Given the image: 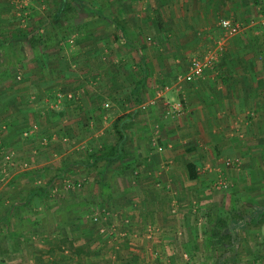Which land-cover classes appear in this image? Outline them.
I'll use <instances>...</instances> for the list:
<instances>
[{"label": "rangeland", "instance_id": "rangeland-1", "mask_svg": "<svg viewBox=\"0 0 264 264\" xmlns=\"http://www.w3.org/2000/svg\"><path fill=\"white\" fill-rule=\"evenodd\" d=\"M84 1L93 11H86L76 0H67L63 7L62 0H0V50L11 54L4 52L5 58L0 59V264H68L70 249L82 247L91 254L93 246L105 244L101 223L120 206L119 195L127 182L102 181L111 177L116 162L99 161L94 167L80 164L87 162L88 154L117 140L103 122L102 126L97 123L102 132L99 140L80 143L98 130L89 119L104 115L113 119L134 108L147 114L159 104L164 116L174 119L181 110L173 112L172 106L184 100L167 96L171 83L185 75L193 57L214 52L190 53L177 63L167 57L169 43L159 39L163 35L158 33L160 25L152 7L138 12L143 20L136 25L132 16L139 14L130 15V24L122 0ZM253 2L252 16L241 22L246 25L260 19L250 27L249 48L264 66V0ZM33 34L39 36L30 46ZM124 40L139 46L145 65ZM215 54L213 66L220 55L217 50ZM158 66L164 74L155 86L159 81L152 72ZM143 77L138 90L141 101L135 104L131 91ZM252 117V132L248 137L242 128L240 132L249 143L246 156L225 158L226 167H232L228 176L223 171L215 182L200 185V193L188 192L193 197L187 206L194 224L189 222L188 234L169 241L175 244L173 249L165 250L159 234L130 237L135 245L147 244L145 264H264V112L258 110ZM159 127L156 123L150 131L157 133ZM61 142L72 151L65 146L61 150ZM76 144H81L78 171ZM149 144L157 152L165 149L153 139ZM35 186L44 193L21 204L25 192ZM218 217L224 221L223 232L214 236L215 224L221 226L215 221ZM65 225H76V242L63 233ZM120 250L116 256L123 261L116 264H138L132 251ZM93 253L101 264H115L100 261V253L105 252ZM82 257L83 264L90 262L88 255Z\"/></svg>", "mask_w": 264, "mask_h": 264}, {"label": "crops", "instance_id": "crops-1", "mask_svg": "<svg viewBox=\"0 0 264 264\" xmlns=\"http://www.w3.org/2000/svg\"><path fill=\"white\" fill-rule=\"evenodd\" d=\"M121 3L128 21L134 11L139 14L136 18L132 16L136 25L143 20V13H138L141 10L146 11L152 7L151 9L157 12L156 19L160 31L163 29V33L158 32L163 35L159 39L169 43L170 51L167 52V57L174 58L177 63L179 58L190 53L206 52L209 49L217 50L220 54L217 63L212 68L206 69L202 76L191 81L185 80L183 76L171 83L170 91L166 92L167 96L184 100L180 104V115L174 119L164 116L161 112L162 104L157 107L150 106L152 110H147V114L140 108H134L120 112L113 119L106 115L89 119V122L92 120L94 130L98 129L97 123L102 126L105 122V126H110L111 133L116 135L113 125L111 126L113 121L120 116L128 118L123 125L125 132L121 158L123 162L120 163V159L108 161L107 164L116 162V167L112 169L111 177L102 180L127 182L126 187L119 195L122 199L120 206L114 208L115 212L107 213L101 223L103 227L100 230L105 244L99 247L93 246L94 248L91 246L93 249L91 254L111 251L112 255L109 256L100 253V261L103 260V263L112 261L116 264L119 260L116 253L120 249L128 250L132 251L133 259H138V264L143 263L141 261L145 264L144 249H147V244L143 245L140 242L143 246L135 245L130 237L140 234L142 236L159 234L160 242L165 244V250L173 249L175 244L169 241L175 240L176 235L185 236L190 232L187 229L191 228L190 223L193 218L188 213L187 203L191 202L193 197L188 192L194 193L198 190L200 193L202 188L200 185H205V182H215L223 171H226L228 176V170L232 167H226L225 158L246 156L249 151L247 146L249 143L240 136L241 128L248 137L254 126L252 115L258 113V110L264 112V66L258 60L257 53L249 48V41L253 38L250 27L260 19L257 18L256 21H250L251 23L246 25L241 22V20H249L250 12L255 9L253 0H122ZM225 16L232 21L235 19L233 22L241 25L233 36H223L219 21ZM2 50H0V59L5 58L6 51ZM137 52L145 65L143 53ZM6 53L10 54V52ZM163 53L159 52V54ZM162 68L158 66L152 72L159 81L154 83L155 86L160 85L161 76L164 74ZM140 80L144 82L142 78ZM166 100L168 99L163 100L164 103ZM156 123L160 126L157 128V133L153 132L154 130L151 132L150 129ZM72 127L76 128L73 125ZM65 128L68 130L70 126ZM99 131L100 129L93 131L92 135L84 138L80 143L85 141L94 143L97 137L99 140L102 136V132ZM149 139L162 144L165 149L157 152L150 146ZM61 144L63 146L61 150H65V145L68 144L63 142ZM245 145L246 147H243ZM74 147H76L78 171L81 160L77 159V156L80 155L81 144H76ZM66 149L72 151L68 147ZM66 160L62 158L60 161ZM80 164L87 166L85 162ZM188 164H191L196 177H189ZM43 165H49V162ZM95 170H91L92 173ZM136 170L139 173L133 176ZM158 181L159 183L154 186L153 182ZM104 209L108 207L105 206ZM70 213H74L73 217L76 216V212ZM75 227L76 225L72 227L65 225L62 231L76 242ZM194 227L195 225L192 226ZM195 228L198 229L197 226ZM120 235L127 236L122 239L119 238ZM88 237L90 238L89 234ZM139 238L137 237V240ZM124 246L127 250L121 248ZM93 255L91 259L89 257L90 262L99 261L98 257ZM126 256L128 257V254ZM119 261L123 260L120 258ZM69 263L76 264V260H69Z\"/></svg>", "mask_w": 264, "mask_h": 264}, {"label": "trees", "instance_id": "trees-1", "mask_svg": "<svg viewBox=\"0 0 264 264\" xmlns=\"http://www.w3.org/2000/svg\"><path fill=\"white\" fill-rule=\"evenodd\" d=\"M76 1L78 3H80L82 8L85 9L86 11H93V9L90 8L89 5L84 0H76ZM66 2H67V0H65V1L62 0L61 7H63L66 4ZM116 25H117L118 29H120V31L125 33L124 29L121 26H118V24H116ZM37 36H39V34H33V36L29 37L28 42H29L30 46L35 45V43L33 42V38H35ZM125 42L127 45L135 48L136 51H141V49L136 44H134L133 42H131L129 40H126ZM144 77L142 79H144ZM143 83H144L143 81L139 80L138 84L135 85L131 91V96L133 97L135 104H139L141 101V98H140L141 96L139 95L138 90H139L140 86H142ZM127 120H128V118H126V116H124V117L120 116V117H117L113 121L112 125H113L115 133L117 135L116 142L114 144L109 145V146H105L96 152H92V153L88 154L87 162H86L87 166L94 167L99 161L108 162V161H111L113 159H121L122 158V156H123L122 144L125 141V132L123 129V125ZM187 167H188L189 177L190 178L196 177L195 173L192 170L191 164H188ZM43 193H44L43 188L40 186H35L33 188H30L27 190V194L25 195V198L21 204L25 205L32 199V197H34V196L40 197ZM262 213L264 214V205L262 206ZM215 221H216V223L217 222L221 223V226L215 224V226H214L215 232L213 234H214V236H220L223 232L222 227H223L224 221L221 219V217L216 218ZM230 238H232L231 235H230ZM49 249H51V251H53L55 248L52 245ZM70 250H71V252L67 256V259L68 260H76V264H83L81 261L83 258L82 255L83 256L88 255V257L91 255L89 252L85 251V249L82 247H76V248H73ZM99 263H100L99 261H91L90 262V264H99ZM224 264H225V262H224Z\"/></svg>", "mask_w": 264, "mask_h": 264}, {"label": "built area", "instance_id": "built-area-1", "mask_svg": "<svg viewBox=\"0 0 264 264\" xmlns=\"http://www.w3.org/2000/svg\"><path fill=\"white\" fill-rule=\"evenodd\" d=\"M219 25L223 30L224 37H229L234 35L238 29V24L228 18L220 19ZM215 55L216 54L214 51L205 54L203 57H193L189 65V69L187 73L184 75V79L187 81H191L194 78L202 76L206 69L213 67L214 59L216 58ZM172 107L174 109L172 110L173 112L174 111L178 112L180 110L179 103L174 104ZM158 149H162V147L159 146Z\"/></svg>", "mask_w": 264, "mask_h": 264}]
</instances>
